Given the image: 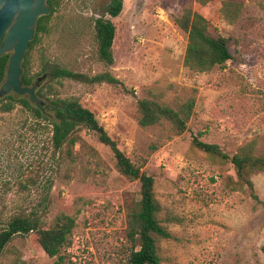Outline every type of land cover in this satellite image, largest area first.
Returning <instances> with one entry per match:
<instances>
[{
  "label": "rangeland",
  "instance_id": "obj_1",
  "mask_svg": "<svg viewBox=\"0 0 264 264\" xmlns=\"http://www.w3.org/2000/svg\"><path fill=\"white\" fill-rule=\"evenodd\" d=\"M224 1L124 0L118 17L106 16L116 27L109 66L98 55L94 29L104 0H56L47 32L31 51L32 73L42 79L39 98L92 111L125 155L154 177L160 220L171 234L159 243L162 264H264V173L253 177L257 203L249 191L231 190L230 162L192 145L198 137L234 155L254 141L264 154V0H239L245 14L237 25L223 19ZM186 7L209 21L214 36L230 39L234 60L209 73L185 69L188 37L175 19ZM57 67L88 76L109 72L124 86L44 78ZM191 98L182 135L169 123L140 126L139 99L177 108ZM80 135L74 160L63 162L47 121L19 104L0 111V232L19 213L38 217L45 228L62 213L76 222L62 260L27 234L14 237L0 264H131L139 242L129 237L128 217L140 201V182L119 171L95 132Z\"/></svg>",
  "mask_w": 264,
  "mask_h": 264
},
{
  "label": "trees",
  "instance_id": "obj_2",
  "mask_svg": "<svg viewBox=\"0 0 264 264\" xmlns=\"http://www.w3.org/2000/svg\"><path fill=\"white\" fill-rule=\"evenodd\" d=\"M48 5L50 14L39 20L35 38L31 42L30 49L22 63L21 81L26 87L36 86L39 80L32 73L30 56L41 34L47 32V23L57 9L56 0H48ZM123 7L124 0H104V4L101 6L103 16L95 19L94 29L98 55L109 66L115 62L113 44L116 27L106 16L118 17L123 11ZM261 9L264 12V2ZM244 14L245 5L243 2L226 0L222 3L221 15L227 23L239 24ZM175 23L188 37L184 67L191 75L212 72L214 69L234 60V55L230 49V39L221 35L214 36L211 33L209 21L191 7H186L183 15L175 19ZM9 63V53L0 57V89L6 82ZM47 76L56 79H69L88 85L124 86L119 79L109 72L88 76L57 67L52 69ZM37 95L39 97L44 96L40 88H37ZM17 104L29 109L37 121L45 120L52 126V146L55 152L60 153L59 157L62 158L63 162L74 160L73 149L77 144L83 142L80 135L82 129H88L98 135L100 142L112 151L119 171L131 180H138L141 185L140 201L128 217L129 237L132 242H139V249L133 250L130 254V263L162 264L159 243L163 239L171 238V234L160 220L161 207L154 191V177L141 172L140 168L125 155L118 143L99 123L95 114L80 103L53 99L48 105L54 110H42L31 101L28 95L11 92L0 98V111L10 113ZM137 106L140 113L139 124L142 128L169 123L177 135H182L187 130L195 100L194 98L188 99L177 108H173L154 100L139 99ZM192 145L209 157L222 162H230L236 173V179L229 177L232 182L231 190L249 191L250 196L257 203H262L255 193L253 177L256 174L264 173V154L256 153L254 141L242 146L234 155L226 153L220 145L203 142L198 137L192 139ZM64 151L65 157L63 158L62 153ZM75 226L74 217L64 213L58 215L49 228H45L38 217H32L25 213L16 214L10 219L6 228L0 232V256L14 237L33 234L36 236L40 247L49 257L62 260L61 252L70 247Z\"/></svg>",
  "mask_w": 264,
  "mask_h": 264
},
{
  "label": "water",
  "instance_id": "obj_3",
  "mask_svg": "<svg viewBox=\"0 0 264 264\" xmlns=\"http://www.w3.org/2000/svg\"><path fill=\"white\" fill-rule=\"evenodd\" d=\"M50 14L48 0H0V57L11 53L6 82L0 89V98L11 92L28 95L42 110H54L39 98L36 86H23L22 63L35 38L38 22ZM47 75L44 76V78Z\"/></svg>",
  "mask_w": 264,
  "mask_h": 264
},
{
  "label": "flooded vegetation",
  "instance_id": "obj_4",
  "mask_svg": "<svg viewBox=\"0 0 264 264\" xmlns=\"http://www.w3.org/2000/svg\"><path fill=\"white\" fill-rule=\"evenodd\" d=\"M48 6H49V5H48ZM9 54H10V56H11V53H9ZM23 61H24V60H23ZM21 67H22V66H21ZM38 86H39V85H38ZM38 86H36V91H37V87H38Z\"/></svg>",
  "mask_w": 264,
  "mask_h": 264
}]
</instances>
